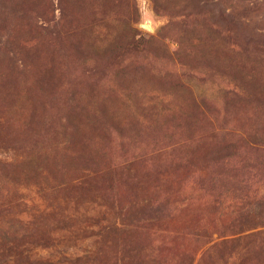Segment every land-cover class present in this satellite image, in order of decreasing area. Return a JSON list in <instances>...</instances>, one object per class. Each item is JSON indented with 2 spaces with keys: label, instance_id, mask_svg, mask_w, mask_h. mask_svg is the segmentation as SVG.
Listing matches in <instances>:
<instances>
[{
  "label": "rangeland",
  "instance_id": "obj_1",
  "mask_svg": "<svg viewBox=\"0 0 264 264\" xmlns=\"http://www.w3.org/2000/svg\"><path fill=\"white\" fill-rule=\"evenodd\" d=\"M0 264H264V0H0Z\"/></svg>",
  "mask_w": 264,
  "mask_h": 264
},
{
  "label": "trees",
  "instance_id": "obj_2",
  "mask_svg": "<svg viewBox=\"0 0 264 264\" xmlns=\"http://www.w3.org/2000/svg\"><path fill=\"white\" fill-rule=\"evenodd\" d=\"M112 21L110 20L109 16L107 17V15L103 16L100 20H99V23L96 24V27H100V26H103V27H108L109 24L111 23ZM119 33H123L125 34V36L128 38V39H134L135 37V31L134 30H130V29H127L125 32H119ZM110 33L108 32L107 35H109ZM154 38H151L150 40H148L147 43L149 44H153L154 43ZM136 67V66H134ZM2 168V167H1Z\"/></svg>",
  "mask_w": 264,
  "mask_h": 264
},
{
  "label": "water",
  "instance_id": "obj_3",
  "mask_svg": "<svg viewBox=\"0 0 264 264\" xmlns=\"http://www.w3.org/2000/svg\"><path fill=\"white\" fill-rule=\"evenodd\" d=\"M145 28H149L148 26H145Z\"/></svg>",
  "mask_w": 264,
  "mask_h": 264
}]
</instances>
